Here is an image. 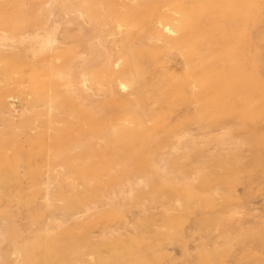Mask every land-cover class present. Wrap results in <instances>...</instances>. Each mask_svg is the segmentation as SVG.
I'll return each mask as SVG.
<instances>
[{
	"label": "rangeland",
	"instance_id": "374dc122",
	"mask_svg": "<svg viewBox=\"0 0 264 264\" xmlns=\"http://www.w3.org/2000/svg\"><path fill=\"white\" fill-rule=\"evenodd\" d=\"M51 3L44 16L37 13L42 27L0 38V264H264V179L248 189L232 184L224 209L223 154L231 145L222 143L225 123L218 114L200 120L175 110L156 126L144 114L154 134L140 167H125L123 157L101 148L105 126L132 127L126 119L105 120L95 130L90 171L66 169L48 153L49 137L75 122L61 102L88 108L105 100L94 80L78 73L84 52L55 58L56 50L74 44L66 29L80 30V40L93 41L96 50L102 45L82 15L58 13ZM260 12L254 40L264 52ZM6 32L0 29V36ZM12 65L18 71L6 69ZM175 66L177 73L186 67ZM128 91L117 86L119 94ZM243 207H254V215L262 208L261 217ZM254 233L260 236L240 240Z\"/></svg>",
	"mask_w": 264,
	"mask_h": 264
},
{
	"label": "bare ground",
	"instance_id": "6f19581e",
	"mask_svg": "<svg viewBox=\"0 0 264 264\" xmlns=\"http://www.w3.org/2000/svg\"><path fill=\"white\" fill-rule=\"evenodd\" d=\"M49 1L58 13L82 15L103 48L99 51L93 41H81L80 30L76 34L66 29L64 36L74 44L65 51H55L56 59L67 55L74 59L80 51L84 52L78 73L85 82L94 80L97 95L101 92L105 99L88 108L61 102L71 110L75 122H64L66 129L49 137L47 147L48 153L62 162L63 167L83 172L94 168L95 130L105 120L114 123L120 119H126L133 126L117 128L106 123L105 127H110L104 129L106 143L101 148L120 159L123 157L125 167L143 166L141 157L149 150L154 131L147 126L144 114L156 126L166 115L178 110L186 112L188 118L200 120L218 114L219 120L225 123L222 143L231 145L229 148L227 145L223 154L225 210L233 194L230 193L232 184L244 183L248 189V183L264 179V52L256 48L254 40L256 12L264 14V0H0V27L7 30L6 36L0 38H11L14 31L21 33L29 27H42L43 17L37 13L44 16L50 7ZM166 31L174 34L168 35ZM177 63L186 66L181 73L173 70ZM10 68L18 67L6 66L8 71ZM118 85L129 87V91L117 93ZM82 125L91 128L87 134L81 131ZM245 195L241 196L244 203ZM249 198L253 196L248 194ZM253 208L246 211H252L250 217L254 215ZM256 236L260 235H243L240 240Z\"/></svg>",
	"mask_w": 264,
	"mask_h": 264
}]
</instances>
